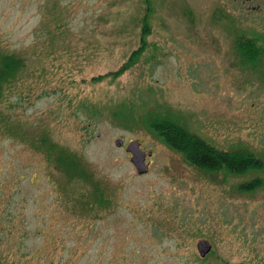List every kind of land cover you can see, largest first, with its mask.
Segmentation results:
<instances>
[{
    "label": "rangeland",
    "instance_id": "374dc122",
    "mask_svg": "<svg viewBox=\"0 0 264 264\" xmlns=\"http://www.w3.org/2000/svg\"><path fill=\"white\" fill-rule=\"evenodd\" d=\"M150 1L148 46L112 78L140 45L144 0H0V58L24 62L0 101V259L19 250V264H264V186L238 188L264 182V169L206 173L146 123L168 118L264 160V55L247 63L235 48L243 33L264 50V0ZM116 139L152 153L146 174ZM52 145L90 178H66ZM95 186L114 205L88 230L73 199H94Z\"/></svg>",
    "mask_w": 264,
    "mask_h": 264
},
{
    "label": "trees",
    "instance_id": "16d2710c",
    "mask_svg": "<svg viewBox=\"0 0 264 264\" xmlns=\"http://www.w3.org/2000/svg\"><path fill=\"white\" fill-rule=\"evenodd\" d=\"M144 4L145 12L140 19L142 32L139 47L131 52L118 71L109 73L107 76H111L112 78L119 76L118 74L123 72V70H126L132 64H135L139 55L142 54L143 50L148 46L145 34L148 33V30L151 27L150 19L154 13V8L150 0H144ZM258 42V39L252 38L243 33H240L237 37L235 48L238 54L245 59V62L251 63L257 57H260V55H264V50L260 51L257 47V45H259ZM255 52L256 54L254 55ZM23 67L24 62L21 58H17L11 54H4L1 56L0 101L4 96L5 85L12 83ZM97 79H99V77ZM146 123L147 128L152 135L157 137L163 144L173 151L180 153L188 164L206 173H223L225 176H240L246 172H254L258 170L263 171L264 169V160L259 157L257 153L252 152L249 149L235 148L228 151L217 149L198 136L190 133L180 123L178 124L168 118L157 116L146 120ZM53 149H56V151L53 152ZM49 153L54 154L53 157L51 156L53 164L66 178L79 179L81 181L88 180V177L90 178L91 175L89 176L87 170L82 168L80 161L74 155L56 148L55 145H52ZM263 186L264 182L262 178H253L250 181L241 183L238 188L242 192L249 193L258 190ZM96 187L97 186H95V188ZM91 197L94 199H73V206L76 209V212H83V218H80V220L82 219L84 221L82 228L88 230L94 229L93 225L96 227L98 221L103 218L105 213L109 212H105L104 210L110 205H114L112 199L102 198V193L101 191H98V188L91 193ZM63 201V199H60L58 204L62 205ZM63 206L65 208L67 207L66 205ZM24 237H26L25 231L19 233V238ZM57 242L58 245L64 243L62 238H59ZM51 244H55L54 240L53 242H49L47 246H53ZM52 250H56L55 246ZM54 253L55 252L52 254L54 255ZM20 254L21 252L18 250L17 253H15V258L11 256H3V259H0V262L2 264H19L21 257L25 258L27 255L20 256Z\"/></svg>",
    "mask_w": 264,
    "mask_h": 264
},
{
    "label": "water",
    "instance_id": "95a60500",
    "mask_svg": "<svg viewBox=\"0 0 264 264\" xmlns=\"http://www.w3.org/2000/svg\"><path fill=\"white\" fill-rule=\"evenodd\" d=\"M116 147H124V151L130 155L129 161L134 166L138 175H143L148 172L150 162H146L147 157H151V152H144L140 147V142L129 141L126 145L122 139H116L114 141ZM197 252L200 258H205V256L211 251V245L209 242L202 240L196 244Z\"/></svg>",
    "mask_w": 264,
    "mask_h": 264
},
{
    "label": "flooded vegetation",
    "instance_id": "af4514ba",
    "mask_svg": "<svg viewBox=\"0 0 264 264\" xmlns=\"http://www.w3.org/2000/svg\"><path fill=\"white\" fill-rule=\"evenodd\" d=\"M146 161H149V160H146ZM150 165H151V161H150ZM150 167V166H149Z\"/></svg>",
    "mask_w": 264,
    "mask_h": 264
}]
</instances>
